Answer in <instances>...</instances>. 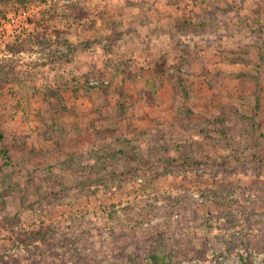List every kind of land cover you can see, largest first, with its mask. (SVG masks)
I'll use <instances>...</instances> for the list:
<instances>
[{
    "label": "rangeland",
    "instance_id": "obj_1",
    "mask_svg": "<svg viewBox=\"0 0 264 264\" xmlns=\"http://www.w3.org/2000/svg\"><path fill=\"white\" fill-rule=\"evenodd\" d=\"M212 4L229 17L196 33ZM1 66L0 264H264V0H0ZM235 105L251 118L235 150L260 162L227 165L220 133L178 117ZM160 133L198 161L147 160ZM121 151L139 153L130 175Z\"/></svg>",
    "mask_w": 264,
    "mask_h": 264
},
{
    "label": "trees",
    "instance_id": "obj_2",
    "mask_svg": "<svg viewBox=\"0 0 264 264\" xmlns=\"http://www.w3.org/2000/svg\"><path fill=\"white\" fill-rule=\"evenodd\" d=\"M76 12L79 11V9H75ZM229 12H230V8L227 7H220L217 4H212V7L210 9H204L203 12L200 14V22L196 25V28L194 29V31L196 33H202L204 32H215L217 29V26L222 25L226 22L227 17H229ZM80 15H78L76 13L77 18H82L84 17L85 13L83 12V10L79 11ZM179 28L181 31H186V26H184L183 24L179 25ZM20 39V38H19ZM24 39L27 41L26 46L28 47H33L34 45H41V46H49L46 42H42L43 38L40 39L41 43H37L36 42V38L35 36L29 35L27 38L24 37ZM22 43H18V42H13L8 44V49L9 51H11L13 54H17L19 51H21L20 47H21ZM183 64V63H182ZM180 72L182 71V66H175ZM156 71L158 73H167L168 70V66L166 64L165 61H162ZM9 75H10V71L6 68L1 66L0 68V84L3 83L5 84L7 82V79H9ZM56 94V92H54ZM244 110L239 107V106H232L231 108H224L222 110V113L217 117L216 120H210V119H206L203 121H200V123H195L190 124V122H195L196 120L193 118V114L190 113L188 110H186V107L183 106L180 109V113H179V119L181 121H183L186 125L185 127L187 128H199L201 130L200 134H202V136L205 139H210L213 140V142L215 141V139H213L214 137L212 136V134L214 132L217 131V133H220L221 136L219 138L218 141H222L221 138L223 137L225 139V142L227 143V146L230 148H232L233 152L232 154H230L228 157L226 158L224 157V162L229 165L232 166V162L230 160H233L235 162H243L245 157L250 158V160H253L255 162H260L262 159V153L254 150L253 148H246L247 150H251V152H243L240 153L238 150L235 149H240V147L243 145L240 140L237 139V137L244 132V128L247 127V130L250 129L249 126V122L248 120H250V116H248L245 112H243ZM192 126V127H190ZM212 127H215V130H212ZM163 134L160 133L159 136H155L153 137V139L156 140V143L152 145V149L150 151L151 155H149V157H147V160H152V161H156V159L162 160L163 162H166L167 166L169 167L171 165V167L174 165L175 162L177 161H183L186 163H193V162H197L198 158L195 152V148L192 146V148H187L184 147L183 150H179V146L177 147V150L182 153V156H180V158H178V160L173 161V159H175V157L171 156V155H167L166 156V151H167V147L164 145H160L157 146L158 143V139L161 138ZM163 137V136H162ZM62 141H65L62 140ZM217 141V142H218ZM59 145L61 144V141H58ZM249 153V154H248ZM118 155V156H117ZM139 153L134 152L133 153V157L127 153H124V151H121L119 153H114L113 154V158L116 161H119V165L123 166L126 170H128V175L132 174L135 172V164L138 160H139ZM138 156V157H136ZM156 157H161V158H156ZM156 158V159H155ZM193 161V162H192ZM237 164H234V166H236ZM173 168V167H172ZM98 171V170H97ZM90 175H95L98 174V172H96V168H92L90 167ZM128 175H125L126 178H129ZM57 191V190H56ZM50 194H52L51 196L56 197L54 198L57 203H61L62 199L64 198L62 194H57L56 192H51ZM259 199L264 201V190L263 193H261L260 195H258ZM176 201V204L180 206V202H178V200L176 198H174ZM249 201V200H248ZM52 228V227H51ZM47 230V229H46ZM40 230V231H34L32 232V234H30L28 240H26L25 243H21L22 246L24 247L23 244H25L26 248H29V243L33 240V238H36L42 242H44V244H47L48 242L47 239L45 238H51L53 239V237L55 236V229L52 228L51 229V234H49V230ZM46 231V232H44ZM19 240L22 242H24V239L19 237ZM25 249V248H24ZM153 259H155V261L157 263L160 262V259H163L164 261L167 259V256H163V258H161L158 254H152L151 256ZM245 264H253V260L250 258H246V263Z\"/></svg>",
    "mask_w": 264,
    "mask_h": 264
},
{
    "label": "built area",
    "instance_id": "obj_3",
    "mask_svg": "<svg viewBox=\"0 0 264 264\" xmlns=\"http://www.w3.org/2000/svg\"><path fill=\"white\" fill-rule=\"evenodd\" d=\"M24 13L26 12V11H23ZM25 15H26V13H25ZM6 28H7V26L6 25H4Z\"/></svg>",
    "mask_w": 264,
    "mask_h": 264
}]
</instances>
